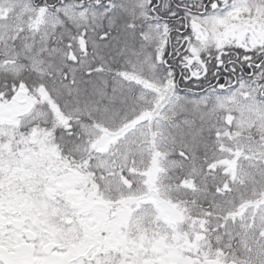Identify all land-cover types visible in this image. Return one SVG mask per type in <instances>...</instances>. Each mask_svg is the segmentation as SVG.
Returning <instances> with one entry per match:
<instances>
[{
	"label": "snow or ice",
	"instance_id": "1",
	"mask_svg": "<svg viewBox=\"0 0 264 264\" xmlns=\"http://www.w3.org/2000/svg\"><path fill=\"white\" fill-rule=\"evenodd\" d=\"M0 264H264V0H0Z\"/></svg>",
	"mask_w": 264,
	"mask_h": 264
}]
</instances>
